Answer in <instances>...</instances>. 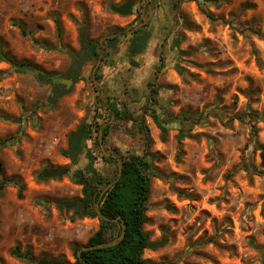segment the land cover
<instances>
[{"label":"rangeland","instance_id":"1","mask_svg":"<svg viewBox=\"0 0 264 264\" xmlns=\"http://www.w3.org/2000/svg\"><path fill=\"white\" fill-rule=\"evenodd\" d=\"M129 2L135 4L129 14L114 10ZM150 12L148 46L132 63L125 54L129 31ZM83 26L96 46L120 31L100 71L108 88L103 95L90 88L93 64L85 63V80L54 103L51 84L34 72H15L0 58L6 72L0 79V140L12 137L0 159L5 173L25 185L22 198L11 185L0 198V264H28L11 254L16 245L31 250L34 264L75 261L74 247L85 246L90 235L79 230L83 217L73 220L74 210L61 211L56 202L82 198L81 186L69 173L46 180L39 174L51 167L77 169L61 152L84 120L112 125L104 146L115 157L144 154L138 125L105 111L112 102L143 123L157 157L144 230L150 243H166L146 248L143 259L264 264V117L253 119L257 133L248 119L233 118L264 113V0H0L4 51L46 73L68 72L72 60L65 50H81ZM151 85L157 89L152 95ZM95 151L102 155L101 146ZM96 164L112 176L110 164L102 158ZM243 164L257 171L236 169Z\"/></svg>","mask_w":264,"mask_h":264},{"label":"trees","instance_id":"2","mask_svg":"<svg viewBox=\"0 0 264 264\" xmlns=\"http://www.w3.org/2000/svg\"><path fill=\"white\" fill-rule=\"evenodd\" d=\"M199 5L207 16L215 20L214 16L206 12L202 8L203 2L199 1ZM60 29V28H59ZM150 34L144 29L138 31V36L133 37L129 43V53H126L132 63H136L135 57L142 54L149 42ZM117 38H113L109 41V45L112 48L116 47ZM85 47L87 48L88 55L96 57L98 55L95 49L96 44L85 37ZM0 58L9 63L15 72L26 73L34 72L36 78L42 84L53 85V78L57 77V73H46L40 68L36 67L28 60L18 61L12 57L8 52L4 51L2 44L0 43ZM86 60V59H85ZM72 61L71 67L68 72L64 74L65 77H74L75 81L80 79L85 80L84 67L85 61ZM6 75L5 71H0V79ZM68 92L60 85H53V93L50 97L54 103ZM108 112L110 116H114L117 120H123L130 118L136 125H138V131L143 135L145 141V153L142 155L129 153L117 157H107L100 151V144L98 139V133L102 124H94L88 120H84L80 123L76 130L72 131L67 138L68 147L62 151V155L69 158L73 165H78L81 158L87 159V164L84 167L77 168L70 174V180L76 185L82 187L81 192L83 199L87 203L88 212L87 217H98L95 210V204L99 202L101 211L109 218L115 221H107L99 219V229L91 236L85 246H91L107 242L116 236H118L122 230V223L126 225V234L124 239L117 245L107 247L86 250L81 252L83 260H81L77 254L80 248L74 247L75 261L73 263L66 262V264H149V261L143 259V252L149 247L150 238L149 234L144 230V225L147 223L146 211L149 208V195H150V183L154 175L159 174L158 168L154 165L153 161L156 159V155L149 151L150 140L148 130L143 123L135 118H132L128 112H124L119 104L112 102L109 104ZM99 117L104 118L101 114ZM264 117L263 114L255 112H248L244 114H236L233 118L238 120H245L252 124L253 133H257L254 118ZM232 118V119H233ZM21 121V120H19ZM112 125H106L103 131L104 143L107 142L110 136ZM12 137L5 140H0V148L4 146ZM93 140V146H89V141ZM259 148L264 149L259 145ZM96 149L102 154L99 156L96 153ZM99 158H102L103 162L110 164L111 175H106L101 170L96 162ZM119 160L122 161V174L120 179L113 184V186L107 190L100 198L102 190L114 180L119 172ZM244 168L250 172L257 171L255 166L250 164H243L236 169ZM41 180H46L43 176V172L39 174ZM15 186L18 189V197L22 198L25 190V185L22 180L17 176H8L5 173L4 165L0 159V198L6 186ZM81 218L83 215L73 216ZM11 254L19 259L24 260L28 264L36 263L30 249H26L25 252H21L20 246L16 245Z\"/></svg>","mask_w":264,"mask_h":264},{"label":"water","instance_id":"3","mask_svg":"<svg viewBox=\"0 0 264 264\" xmlns=\"http://www.w3.org/2000/svg\"><path fill=\"white\" fill-rule=\"evenodd\" d=\"M131 3H127L123 6H121L120 8H114L115 11H117L118 13L120 14H123V15H127L129 14L130 10H131ZM151 15V14H150ZM146 23V22H144ZM142 23V24H144ZM142 24L136 26L135 28L131 29L130 32H133L134 30L138 29ZM85 26H83L81 28V34H80V40L81 42H83L84 38H85V34H84V31H85ZM86 52V49L83 48L81 49L80 52H77L71 48H68L67 50H65V54L72 60V61H77V60H80L83 55L85 54ZM178 72H182V69H180L178 66L176 67ZM54 83L56 84H63L66 86L67 89H70L72 84L75 82L74 78H68V77H63V76H59L57 78H54L53 79ZM107 124H105L103 126V128L100 129L99 131V144L101 146V150L103 152V154L107 157H115L114 154L110 153V152H107L106 149H105V146H104V140H103V131H104V127L106 126ZM262 159H263V165H264V156L262 155ZM119 164V172L116 176V178L114 180H112L109 184H107V186L102 190L101 194H100V198L104 195V193L109 190L113 184L115 182H117L120 177H121V174H122V167H123V164H122V161L119 160L118 162ZM70 172V168L68 167H56V168H50V169H46L43 171V176L45 178H60V177H63L65 175H67L68 173ZM56 206L59 210L63 211V210H66V211H70V210H74V213L76 215H83V216H86L87 215V212H88V206H87V203L85 202V200L83 198H77V199H74V200H67V201H59V202H56ZM95 210L97 212V215H98V218L99 219H102V220H107V221H115L117 222L118 219H111L109 217H107L100 209V205H99V202H97L95 204ZM125 234H126V225L125 223H122V230L120 232V234L118 236H116L115 238L107 241V242H103V243H100V244H95V245H91V246H83L82 248H80L77 252L79 258L81 260H83L82 256H81V252L82 251H86V250H92V249H99V248H107V247H111V246H114V245H117L119 244L125 237ZM166 243V240H162L160 242H155V243H150L149 244V247H152V248H156V247H160L162 245H164ZM38 264H66V261L64 260H49V259H42V260H39L38 261ZM150 264H156V263H150ZM158 264H164L163 262L161 263H158Z\"/></svg>","mask_w":264,"mask_h":264},{"label":"flooded vegetation","instance_id":"4","mask_svg":"<svg viewBox=\"0 0 264 264\" xmlns=\"http://www.w3.org/2000/svg\"><path fill=\"white\" fill-rule=\"evenodd\" d=\"M129 3H131V5H132V7H131V10H130V12L132 11V8H133V6L135 5L134 3H132V2H129ZM149 4V3H148ZM125 5V4H124ZM123 6V5H122ZM120 8V7H119ZM117 12V11H116ZM129 12V13H130ZM150 14H151V12H150ZM151 20V15H149L148 16V19L147 20H145V21H143V22H141V23H139L138 25H140V24H142V23H144V22H146V23H144V24H142L138 29H136V30H134L133 32H130V35H131V37L133 38V37H136V36H138V31L140 30V29H145V28H147V26H148V23H149V21ZM138 25H136V26H138ZM135 26V27H136ZM134 27V28H135ZM119 34H120V31H115V32H113L112 34H109L107 37H105L104 38V40H102V41H100L99 42V44L95 47V49L97 50V52H98V55L96 56V57H93V56H89L88 55V51H87V48L85 47V41L83 40V42H81V45H82V47H81V49H83V48H85L86 49V52H85V54L83 55V57L80 59V60H85L84 61V63H88L89 65L90 64H93V66H92V68H91V73H90V81H91V86H90V88H91V91H92V93H93V95H100L102 92H105V89H104V86L102 85V81H101V79H100V76H101V69L104 67V66H106V64H105V60H107L108 58H109V55H110V53H111V50H113L114 51V49L117 47V45H116V47L115 48H112V47H110V45H109V41L111 40V39H113V38H117L118 39V37H119ZM132 38H130V41L132 40ZM85 39V38H84ZM90 40V39H89ZM92 41V40H91ZM130 41H129V43H130ZM128 43V44H129ZM96 44V43H95ZM116 44H118V40H117V42H116ZM147 46H148V44H147ZM147 48V47H146ZM146 50V49H145ZM144 50V51H145ZM81 51V50H80ZM79 51V52H80ZM143 54V53H142ZM181 54H185V52H181ZM141 55V54H140ZM80 60H78V61H80ZM178 65H176V67H177ZM175 67V68H176ZM179 67V66H178ZM85 70V69H84ZM84 70H82V71H84ZM176 70H177V68H176ZM59 76H63V77H65L64 75H62V74H57V77H59ZM57 77H54V78H57ZM53 78V79H54ZM68 78H74V77H68ZM83 80V79H82ZM53 85H60V86H62L63 88H65L66 90H67V88H66V86L65 85H63V84H56V83H54V81H53ZM53 85H52V87H53ZM157 92V89H156V87L154 86V85H151L150 86V88H149V93H150V95H152L153 93H156Z\"/></svg>","mask_w":264,"mask_h":264},{"label":"crops","instance_id":"5","mask_svg":"<svg viewBox=\"0 0 264 264\" xmlns=\"http://www.w3.org/2000/svg\"><path fill=\"white\" fill-rule=\"evenodd\" d=\"M129 44H127V46L125 47V54L126 53H129V46H128ZM116 50V49H115ZM116 52V51H115ZM127 55V54H126ZM128 56V55H127ZM129 58V57H128ZM129 60H130V58H129ZM102 81V85L105 83V80L103 79V80H101ZM104 86V85H103ZM104 89H105V87H104ZM108 88H106L105 90L106 91H108L107 90ZM103 93H105V92H102L100 95H103ZM52 95V94H51ZM80 125V124H79ZM77 129V128H76ZM76 129H74V130H76ZM73 130V131H74ZM71 133V132H70ZM92 142V144H93V140H90L89 141V143H91ZM88 143V144H89ZM89 146H90V144H89ZM93 146V145H92ZM67 147H68V144L66 143L64 146H63V149H62V151L63 150H66L67 149ZM62 153V152H61ZM64 158H65V163H70V164H72L71 163V160L69 159V158H67V157H65L64 156ZM80 164H81V166H80ZM87 164V159L84 157V155H83V157L81 158V160H80V162H79V164L78 165H75V166H77V168H80V167H84L85 165ZM51 168H56V167H51ZM69 168V167H68ZM48 169H50V168H48ZM46 170V169H45ZM81 189H82V187H81ZM81 194H82V192H81ZM82 198H83V195H82ZM77 199V198H76ZM74 200V199H73ZM76 215V214H75ZM78 225L80 226L79 228V230H81V231H83L84 233H87V234H89L90 235V237L91 236H93L94 235V233L99 229V220H95L94 218H91V217H87V216H83V219L82 220H79V222H78ZM89 237V238H90ZM88 238V239H89ZM88 241V240H87ZM70 263H73V262H70Z\"/></svg>","mask_w":264,"mask_h":264}]
</instances>
